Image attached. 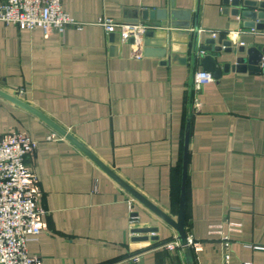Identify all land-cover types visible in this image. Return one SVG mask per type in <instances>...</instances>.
Returning <instances> with one entry per match:
<instances>
[{
    "label": "crops",
    "instance_id": "0c3cea01",
    "mask_svg": "<svg viewBox=\"0 0 264 264\" xmlns=\"http://www.w3.org/2000/svg\"><path fill=\"white\" fill-rule=\"evenodd\" d=\"M175 1L192 12L190 26L162 29L165 58L138 57L101 22L130 24L138 11L145 24L144 9H166L171 0H63L81 26L63 34L0 22V91L46 115L174 220L189 133L186 232L194 263L264 264V30L224 13L223 0ZM208 38L243 46L238 56L248 60L256 50L260 70L224 72L238 56L223 53L220 77L211 73L197 89L204 54L194 58L192 47ZM15 132L38 142L27 164L39 180L45 231L28 251L40 264H187L180 243L167 247L178 240L174 228L66 137L0 96V140ZM137 228L158 232L136 241Z\"/></svg>",
    "mask_w": 264,
    "mask_h": 264
},
{
    "label": "built area",
    "instance_id": "2783aa9c",
    "mask_svg": "<svg viewBox=\"0 0 264 264\" xmlns=\"http://www.w3.org/2000/svg\"><path fill=\"white\" fill-rule=\"evenodd\" d=\"M0 22L20 29H42L46 35L64 33L70 27L81 28L79 23L64 9L63 0H5L0 4ZM107 33L119 32L123 41L135 38L138 57L143 54L142 37L144 24L132 25L106 19L101 22ZM216 38V33L209 31ZM213 77L209 72H198L194 78L200 89ZM196 106H200L196 103ZM55 135L48 136V140ZM38 142L25 132H15L0 140V264H40L37 256L28 251L30 242L38 240L45 231V211L40 203L41 188L38 177L30 170L27 159L36 153ZM190 246L195 242L187 237ZM229 249L230 239L223 236ZM179 246L178 240L167 244L169 249ZM228 259V254L226 255ZM226 264H230L226 261ZM243 264H254L244 262Z\"/></svg>",
    "mask_w": 264,
    "mask_h": 264
},
{
    "label": "water",
    "instance_id": "95a60500",
    "mask_svg": "<svg viewBox=\"0 0 264 264\" xmlns=\"http://www.w3.org/2000/svg\"><path fill=\"white\" fill-rule=\"evenodd\" d=\"M223 12H230L233 16H241L246 22V27L256 29L259 31L264 30V0H223ZM192 12L189 10H181L177 8L176 1L171 0L168 8L148 10L144 9L141 12V19L144 26L146 27L143 32L138 34L142 37L143 53L147 57H159L165 58L169 55L168 52V36L167 33L163 32L166 28H188L190 26ZM132 25H139V13L134 14V20L130 22ZM195 29H198L196 22ZM166 34V35H165ZM116 39L114 42L120 43L121 35L114 34ZM118 38V39H117ZM166 39V40H165ZM128 43L134 45L136 43L135 38H130ZM198 50L204 54L200 56L201 63L203 64L206 72L212 73L216 78H219L222 70L218 68V62L216 59L223 53L234 54L235 56L245 53L243 46L233 47L232 42L226 41L224 44H218L215 39L208 38L205 40L204 45H197V39H195L192 47V55L194 58L197 57ZM251 58L238 56L234 65L226 64L224 72L229 70H237L245 72L251 70L257 72L261 66V54H258L256 50L249 52ZM172 58V56H171ZM184 60H180L183 63ZM260 62V64H259ZM259 64V65H258ZM249 65V66H248ZM0 96L19 106L20 108L34 114L40 120L51 126L60 135L66 137L72 142L79 150H81L86 156H88L97 166H99L108 176L115 180L120 186L127 190L135 199L146 206L149 210L155 213L161 218L166 224L175 229L178 234V241L180 247L183 250L187 264H195L193 258V251L188 243V236L186 232V188H187V170H188V146H189V133L186 135L185 140V154H184V165H183V180H182V191L180 198V205L178 210L177 219L174 220L167 214L163 213L156 206L151 204L146 198L139 194L136 190L126 184L121 178H119L115 172H113L108 166H106L99 158H97L90 150H88L83 144L76 140L72 135L67 133L63 128L54 123L50 118L41 113L39 110L26 104L25 102L10 96L0 91ZM158 228H137L133 229L132 233L138 236L134 238L136 241H148L150 238L147 236L150 233H157ZM151 240H158V237H152Z\"/></svg>",
    "mask_w": 264,
    "mask_h": 264
}]
</instances>
